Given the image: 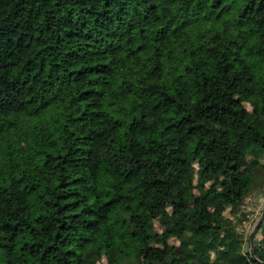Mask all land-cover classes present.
<instances>
[{
  "label": "trees",
  "instance_id": "trees-1",
  "mask_svg": "<svg viewBox=\"0 0 264 264\" xmlns=\"http://www.w3.org/2000/svg\"><path fill=\"white\" fill-rule=\"evenodd\" d=\"M263 189L264 0H0V264H259Z\"/></svg>",
  "mask_w": 264,
  "mask_h": 264
},
{
  "label": "rangeland",
  "instance_id": "rangeland-1",
  "mask_svg": "<svg viewBox=\"0 0 264 264\" xmlns=\"http://www.w3.org/2000/svg\"><path fill=\"white\" fill-rule=\"evenodd\" d=\"M264 209V189L262 191L253 192L246 200L242 207L243 213L247 216L246 219L242 218V223L239 226V231L244 233V240L246 243V238L249 236V233L254 228L256 222L258 221L262 210ZM154 226L157 230H161V227L158 223V215H153ZM256 237H260V234H257ZM173 243H177L175 240H171ZM246 245V244H245ZM136 260L138 264H141V256L136 255Z\"/></svg>",
  "mask_w": 264,
  "mask_h": 264
},
{
  "label": "water",
  "instance_id": "water-1",
  "mask_svg": "<svg viewBox=\"0 0 264 264\" xmlns=\"http://www.w3.org/2000/svg\"><path fill=\"white\" fill-rule=\"evenodd\" d=\"M264 219V209L258 219V221L256 222L254 228L252 229V231L249 233V241H250V244H251V252H252V245H253V242H254V236H255V233L260 225V223L263 221ZM253 254V253H252ZM259 264H264V262H260L258 261Z\"/></svg>",
  "mask_w": 264,
  "mask_h": 264
}]
</instances>
